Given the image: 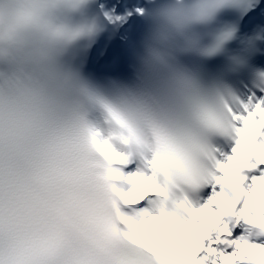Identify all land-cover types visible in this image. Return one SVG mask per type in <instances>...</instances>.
Segmentation results:
<instances>
[{"label":"snow or ice","instance_id":"obj_1","mask_svg":"<svg viewBox=\"0 0 264 264\" xmlns=\"http://www.w3.org/2000/svg\"><path fill=\"white\" fill-rule=\"evenodd\" d=\"M82 25L12 77L43 85L53 122L95 125L105 191L74 264L134 259L125 238L155 264H264V0H94ZM74 247L22 243L0 210V264H64Z\"/></svg>","mask_w":264,"mask_h":264},{"label":"clouds","instance_id":"obj_2","mask_svg":"<svg viewBox=\"0 0 264 264\" xmlns=\"http://www.w3.org/2000/svg\"><path fill=\"white\" fill-rule=\"evenodd\" d=\"M93 3L0 0V210L22 243L40 248L58 236L75 241L61 251L64 264H74L76 252L92 246L90 210L105 191L103 156L88 142L95 125L86 116L53 122L43 85L14 84L12 77L46 66L55 50L82 38V20ZM96 251L103 264H155L150 252L127 238L120 256L132 260Z\"/></svg>","mask_w":264,"mask_h":264}]
</instances>
